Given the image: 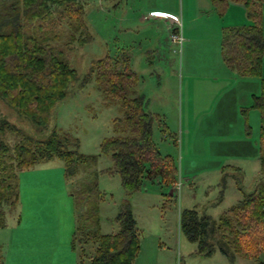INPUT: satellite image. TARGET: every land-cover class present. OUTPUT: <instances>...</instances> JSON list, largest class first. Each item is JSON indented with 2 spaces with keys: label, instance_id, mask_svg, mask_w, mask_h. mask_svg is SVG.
Listing matches in <instances>:
<instances>
[{
  "label": "rangeland",
  "instance_id": "rangeland-1",
  "mask_svg": "<svg viewBox=\"0 0 264 264\" xmlns=\"http://www.w3.org/2000/svg\"><path fill=\"white\" fill-rule=\"evenodd\" d=\"M81 1L93 39L82 47L75 44L69 52L77 81L69 87L68 96L57 105L46 127L33 125L2 100L0 121L15 124L33 139H43L57 128L76 139L80 153L96 157L78 164L71 181L98 171L102 233L118 230L113 219L127 198L139 230V249L142 254L154 250L158 264H255L241 256L230 263L218 250L210 256L196 255V243L179 228L183 209L196 208L217 218L264 179L258 158V111L249 110L248 135L239 136L233 112L213 104L223 97L217 85L221 81L200 69L207 68L208 53L211 65L215 64L212 47L200 45L206 38L214 42L211 30L219 23L207 0ZM152 10L177 17L149 13ZM174 29L179 30L181 43L173 41ZM124 50L138 75L131 94L143 95L146 110L162 118L163 125L154 122L153 140L160 153L172 155L178 166L175 186L145 179L129 196L119 175L106 171L112 160L101 150L102 141L115 134L114 120L122 116L121 107L102 92L94 77L85 80L93 60L107 55L116 58ZM7 141L17 142L11 136ZM60 166L61 161L54 159L22 176L20 205L8 214L7 226L0 228L2 264H87L71 247L75 217L68 191L72 183L64 179Z\"/></svg>",
  "mask_w": 264,
  "mask_h": 264
},
{
  "label": "trees",
  "instance_id": "trees-1",
  "mask_svg": "<svg viewBox=\"0 0 264 264\" xmlns=\"http://www.w3.org/2000/svg\"><path fill=\"white\" fill-rule=\"evenodd\" d=\"M210 1L220 14L230 3L244 6L251 24L223 30L221 57L240 76H260L264 0ZM85 17L81 0H0V100L37 127L49 124L57 105L77 81L69 52L75 44L82 47L93 39ZM91 77L122 110V116L114 120L115 134L101 143V150L112 160L106 171L119 175L127 196L139 190L145 179L175 186L177 162L172 155H162L153 140L154 122L163 125V120L146 110L143 95L131 94L138 75L130 66L129 52L93 60L85 80ZM251 108L259 113L258 158L264 176V78L260 79L259 93L252 95ZM9 136L17 142L10 144ZM54 159L61 161L64 179L69 182L78 164L96 157L80 153L76 139L57 128L43 139H33L1 119L0 228L7 226L8 214L20 205V172ZM69 195L75 217L71 247L79 252V258L87 264H134L140 238L128 199L113 219L118 230L102 233L98 171L74 181ZM179 228L196 243V255L210 256L218 250L230 263L241 256L264 264V179L217 218L200 214L196 208L183 209ZM1 258L0 254V264Z\"/></svg>",
  "mask_w": 264,
  "mask_h": 264
},
{
  "label": "crops",
  "instance_id": "crops-1",
  "mask_svg": "<svg viewBox=\"0 0 264 264\" xmlns=\"http://www.w3.org/2000/svg\"><path fill=\"white\" fill-rule=\"evenodd\" d=\"M207 2L205 4H207L208 8L213 12V18L215 19V21L217 20L216 18H218L219 23L217 21L218 23L217 28H214L213 30H211L215 33V35L213 36L214 42L210 43V41L207 40L206 38L205 41H200V45H201V42H203L207 48L212 47L213 56L215 57V64L211 65L210 58L212 59V55L211 53H208V55L206 54V62H205L207 65V68H203L200 66H197V67L198 68L200 67L201 70L205 69V70L211 71L209 73L212 79L216 81H221V83H217V85H219V87H221L222 89L221 92H222L223 100L220 99V101L216 102V99H214L213 104L215 106L219 105L220 109L223 107H227L226 109L229 108L230 111L233 112V118L235 119L234 122L238 123V128H236L235 131L237 132L239 136L244 137V134L245 136L248 135L247 123H249V110L251 109L252 95L259 93L260 79L264 78V57L261 63V75L258 77L257 76H240L233 69L228 67L223 61L221 57V51H220L223 30L228 27L246 26V25L251 24V21L247 17L244 6L240 3H230L228 7L225 9V11L220 14L215 9H213V6L210 0H207ZM151 12H161L157 14H162L164 16L167 15V17L169 18L177 17L176 15L166 12V11L152 10L149 13ZM151 14H156V13H151ZM227 19H229L230 22H227ZM262 27H263V34H264V4L262 6ZM209 29L210 27L207 26L206 32L209 31ZM216 56H217V59H216ZM192 57L193 59L191 58V66L193 69H195V62H194L195 57L194 56ZM207 57L209 58L207 59ZM198 62L202 63L201 61H198ZM35 167L36 166L20 172V175H19L20 190H21V184H22V176L23 175L26 176L27 174L32 172L33 168ZM232 167L237 168V169L239 168L236 166H232ZM59 168H60L59 170L63 171V165L62 167L60 166ZM68 195H69V191H68ZM19 203H20V197H19ZM19 221H20V218L18 221L16 219L17 224L20 223ZM141 250L142 248L139 249V252H138V255H137V258L134 264H156V263L158 264V262H155L154 250L152 251V254H151L150 249H146L145 253L143 254ZM140 253H141V257H140ZM144 254L146 255V258L144 256V259H141Z\"/></svg>",
  "mask_w": 264,
  "mask_h": 264
},
{
  "label": "built area",
  "instance_id": "built-area-1",
  "mask_svg": "<svg viewBox=\"0 0 264 264\" xmlns=\"http://www.w3.org/2000/svg\"><path fill=\"white\" fill-rule=\"evenodd\" d=\"M172 36H173V41H177V42H180V43H181V40H182L181 35H179V34L177 33V34L172 35Z\"/></svg>",
  "mask_w": 264,
  "mask_h": 264
}]
</instances>
